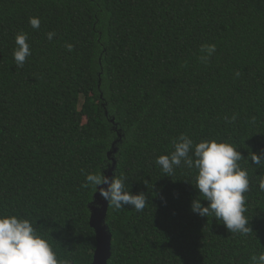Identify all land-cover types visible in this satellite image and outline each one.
<instances>
[{
  "label": "trees",
  "instance_id": "trees-1",
  "mask_svg": "<svg viewBox=\"0 0 264 264\" xmlns=\"http://www.w3.org/2000/svg\"><path fill=\"white\" fill-rule=\"evenodd\" d=\"M21 32L32 54L17 68ZM203 44L216 45L207 64ZM181 133L241 152L251 234L190 211L195 169L156 165ZM262 150L264 0H0V214L29 218L59 259L91 263L99 205L81 185L108 163L148 204L108 205L107 264H250L264 252Z\"/></svg>",
  "mask_w": 264,
  "mask_h": 264
},
{
  "label": "clouds",
  "instance_id": "clouds-1",
  "mask_svg": "<svg viewBox=\"0 0 264 264\" xmlns=\"http://www.w3.org/2000/svg\"><path fill=\"white\" fill-rule=\"evenodd\" d=\"M29 24L38 30L41 21L37 17H30ZM55 35L54 31L46 34L49 41ZM27 41L28 34L25 32L15 37L13 60L17 68H23L32 54ZM66 48L71 52L73 45L67 44ZM199 51L202 54L199 56L200 62L207 64L216 51V45L203 44ZM239 75L237 72L236 76ZM237 118L238 114L234 113L231 117H225V121L234 123ZM172 148L170 154L158 156L155 163L168 177L179 167L196 170L195 183L191 184L199 195L191 201L190 211L200 217L212 216L231 234H251L253 231L245 215V193L251 190L250 180L247 170L242 169L239 163L244 158L241 152L232 144L216 139L197 143L185 133L173 139ZM251 163L264 165V150L252 152ZM110 166L105 163L101 170L87 173L81 187L98 192L116 211L132 208L138 213L143 212L148 204V196L145 192L132 194L126 188L127 177L122 173L117 175L114 171L111 176L106 175ZM259 189L264 192V178L259 181ZM202 200L207 202L206 206L201 203ZM0 264H70V261L57 257L48 239L29 218L0 214ZM250 264H264V252L251 255Z\"/></svg>",
  "mask_w": 264,
  "mask_h": 264
},
{
  "label": "water",
  "instance_id": "water-1",
  "mask_svg": "<svg viewBox=\"0 0 264 264\" xmlns=\"http://www.w3.org/2000/svg\"><path fill=\"white\" fill-rule=\"evenodd\" d=\"M108 175L111 176V173L108 172ZM94 198L99 207L91 208L89 220V226L94 230L96 241V247L90 264H107V261L111 256V238L106 232V227L103 225V221L106 217L108 204L107 201L100 197L98 192L94 194Z\"/></svg>",
  "mask_w": 264,
  "mask_h": 264
}]
</instances>
